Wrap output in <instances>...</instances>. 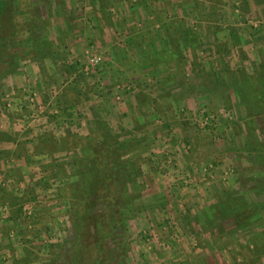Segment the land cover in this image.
<instances>
[{
  "label": "rangeland",
  "instance_id": "obj_1",
  "mask_svg": "<svg viewBox=\"0 0 264 264\" xmlns=\"http://www.w3.org/2000/svg\"><path fill=\"white\" fill-rule=\"evenodd\" d=\"M0 264H264V0H0Z\"/></svg>",
  "mask_w": 264,
  "mask_h": 264
},
{
  "label": "trees",
  "instance_id": "obj_2",
  "mask_svg": "<svg viewBox=\"0 0 264 264\" xmlns=\"http://www.w3.org/2000/svg\"><path fill=\"white\" fill-rule=\"evenodd\" d=\"M96 164V165H95ZM95 164H92L91 165V169H89L88 167L86 168V171H87V173H88V179H91L92 178V176H93V179H95L98 175H99V173H100V170H102V169H100L101 168V166H102V164H100V163H98V162H95ZM98 165V166H97ZM102 180H105V179H102ZM83 181H84V185H83V188L85 189V191H84V193L86 194V195H88V194H90V193H93L92 192V190H91V185H90V182L89 181H87V179L85 178V179H83ZM92 185H94V184H92ZM81 186V185H80ZM94 188V187H93ZM96 189H97V191H96ZM96 189L94 188V192H99L100 193V195H104V193L106 192V185H104V184H100V185H98V187H96ZM99 195V194H98Z\"/></svg>",
  "mask_w": 264,
  "mask_h": 264
}]
</instances>
